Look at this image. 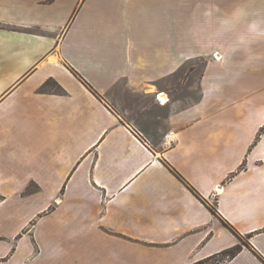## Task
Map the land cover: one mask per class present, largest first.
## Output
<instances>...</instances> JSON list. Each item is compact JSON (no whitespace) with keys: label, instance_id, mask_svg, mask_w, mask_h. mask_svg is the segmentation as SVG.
Here are the masks:
<instances>
[{"label":"crops","instance_id":"obj_1","mask_svg":"<svg viewBox=\"0 0 264 264\" xmlns=\"http://www.w3.org/2000/svg\"><path fill=\"white\" fill-rule=\"evenodd\" d=\"M237 245L264 264V0H0V264Z\"/></svg>","mask_w":264,"mask_h":264},{"label":"trees","instance_id":"obj_2","mask_svg":"<svg viewBox=\"0 0 264 264\" xmlns=\"http://www.w3.org/2000/svg\"><path fill=\"white\" fill-rule=\"evenodd\" d=\"M239 249H240V246L237 245V246H234V247H232V248H229V249L223 250V251L219 252L218 254H215V255H213V256L207 257V258H205V259H203V260H200V261L194 262V263H192V264H204V263L207 262L208 260L213 259L214 257H216V256H218V255H220V254H225V255H227L228 258H230V257H232L233 255H235L236 252H237ZM228 258H227V259H228Z\"/></svg>","mask_w":264,"mask_h":264},{"label":"rangeland","instance_id":"obj_3","mask_svg":"<svg viewBox=\"0 0 264 264\" xmlns=\"http://www.w3.org/2000/svg\"><path fill=\"white\" fill-rule=\"evenodd\" d=\"M49 85V87H53V84L52 83H48ZM47 86V87H48ZM240 239V242L241 243H245V237H240L239 238ZM240 246V245H239ZM228 257H227V255H225V254H220V255H218V256H216V257H214L213 259H210V260H208L207 262H205L204 264H222V263H224L225 262V260L227 259Z\"/></svg>","mask_w":264,"mask_h":264},{"label":"built area","instance_id":"obj_4","mask_svg":"<svg viewBox=\"0 0 264 264\" xmlns=\"http://www.w3.org/2000/svg\"><path fill=\"white\" fill-rule=\"evenodd\" d=\"M172 143V137H171V132L167 133V135L165 136V140L163 142V146L167 147Z\"/></svg>","mask_w":264,"mask_h":264}]
</instances>
